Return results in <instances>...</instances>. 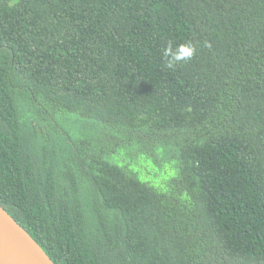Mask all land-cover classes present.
<instances>
[{"label": "trees", "instance_id": "1", "mask_svg": "<svg viewBox=\"0 0 264 264\" xmlns=\"http://www.w3.org/2000/svg\"><path fill=\"white\" fill-rule=\"evenodd\" d=\"M0 205L54 264H264V0H0Z\"/></svg>", "mask_w": 264, "mask_h": 264}, {"label": "water", "instance_id": "2", "mask_svg": "<svg viewBox=\"0 0 264 264\" xmlns=\"http://www.w3.org/2000/svg\"><path fill=\"white\" fill-rule=\"evenodd\" d=\"M0 264H54L0 205Z\"/></svg>", "mask_w": 264, "mask_h": 264}]
</instances>
